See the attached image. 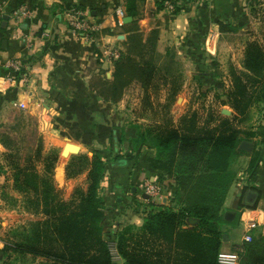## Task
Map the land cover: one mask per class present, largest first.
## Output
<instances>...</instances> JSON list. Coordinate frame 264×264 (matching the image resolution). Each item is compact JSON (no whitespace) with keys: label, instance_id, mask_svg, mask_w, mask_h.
<instances>
[{"label":"crops","instance_id":"0c3cea01","mask_svg":"<svg viewBox=\"0 0 264 264\" xmlns=\"http://www.w3.org/2000/svg\"><path fill=\"white\" fill-rule=\"evenodd\" d=\"M128 1L130 0H35L34 6L29 9V17L17 23L13 18L14 11L28 6H18V0H0V264L5 261L3 250L8 232L24 224L23 217H19L17 221L11 220L13 212L5 210L2 197L8 184L12 183L14 189L9 156L16 145L14 142L21 144L24 141V145H19L24 148L27 145L25 142L33 136L37 143L35 148L43 146L46 151H59L55 177L61 188L70 186L65 197V200H70L74 188H87L88 174L67 179V166L77 155L64 156L65 146L72 143L80 147L79 154H90L94 150V140L99 135L107 138L110 132L116 134L113 141L117 138L121 142L124 136L122 131L126 128L124 118L126 120L131 115L128 114L129 111L134 110V101L144 97L143 90L135 82L131 88L128 87L129 90L126 89L128 91L125 90L124 98L117 103L105 100L93 87L95 85L97 88L104 76L109 80L113 78L115 61L102 60L105 50L115 49L119 57L120 53L127 50L129 28H117L115 10L120 2L124 3L127 10ZM243 2L244 0H191L183 7L185 9L170 16L166 2L162 0H137V17L128 23L136 21L145 37L153 30L159 31L156 54L158 66L169 68L179 76L182 85L180 94L186 95L188 85L193 86L204 77L208 78L202 69L215 60L221 36L241 34L246 36L247 41L256 32V24H264L250 14L247 3L245 5ZM70 7L82 9L89 23L100 26L95 38L100 57L89 52L86 42L76 38L71 32L68 18ZM6 16L10 17L7 24L4 23ZM221 24L226 28L222 29ZM235 27L243 28L238 33H232ZM260 29L264 33V29ZM242 31L245 33H241ZM209 36H214L210 46ZM14 61L20 62L22 72L12 82L8 78L11 73L10 64ZM24 75L29 76V81L23 79ZM164 77V82L168 79L171 82V76ZM168 90L164 88L161 93ZM160 98L166 99V96L162 94ZM182 113L179 115L182 116ZM30 120L34 122V129H31ZM76 123L78 127L75 130H80V134L72 133V127ZM259 140L256 148L259 156L257 169L255 168L258 173L254 183L250 184L258 192L250 191L256 195L249 198L253 203L246 199L244 202L248 206L254 204L257 207H246L239 214L228 210L227 214L231 212L233 217L227 219L220 254L245 245L244 238L251 223L257 225L254 232H264V138ZM246 143L242 147L246 156L240 157L246 158V169L251 170L255 144ZM155 156L156 150L152 147L139 153L127 165L108 163L100 196L106 204L103 229L109 242L115 241L117 233L126 225H143L151 199L144 193L139 199V195H142L141 187L149 178H157L163 188L161 201L156 205L172 204L171 185L174 182L151 168L149 160ZM232 192L233 188L226 201L227 209H230ZM18 194L21 195L19 192ZM139 205L142 207H138ZM238 217L243 222L242 235L234 227V220ZM120 261L122 264L121 257Z\"/></svg>","mask_w":264,"mask_h":264},{"label":"trees","instance_id":"16d2710c","mask_svg":"<svg viewBox=\"0 0 264 264\" xmlns=\"http://www.w3.org/2000/svg\"><path fill=\"white\" fill-rule=\"evenodd\" d=\"M34 3L35 0H18V6L26 4L28 9ZM126 12L134 19L137 17V0L128 1ZM116 23L117 28H129L127 50L115 61L113 78H101L98 89L93 85L98 94L117 103L135 82L144 92V104L152 109L155 105L151 99L152 89L167 86L172 96L178 94L181 90L179 76L169 68L158 66L159 31L153 30L145 37L136 21L126 24L117 17ZM104 31L111 33L108 29ZM98 32L91 35L96 38ZM88 51L100 57L97 42L90 45ZM230 72L232 88L228 100L234 110L232 116L215 118L211 115L202 121L194 112L183 115L178 122L158 123L139 133L141 141L150 143L156 150V156L149 160L151 168L174 181L172 204L151 203L142 226L130 224L121 228L115 243L122 264H218L224 228L228 225L226 216L231 210L225 204L235 183L231 163L235 157L246 155L241 149L244 142L264 138V128L258 133L253 127H241L251 108L264 103V43L248 42L243 70L231 67ZM164 75L171 76V82L167 78L164 82ZM77 127V123L73 125L72 133ZM113 142L111 164L127 165L132 158L122 155L118 139ZM253 143L252 171L259 156L256 150L259 143ZM11 150L13 187L26 197L27 212L42 218L20 228L14 238L9 236L3 250L5 256L10 257L12 253L18 259L30 257L36 264H118L105 238L106 204L100 196L109 161L100 154L75 156L67 166V178L87 173L88 186L86 189L77 187L71 199L65 200L54 181L59 154L53 152L45 156L41 146L25 157L21 155V146L16 144ZM38 164H42L44 173L37 170ZM250 191L257 190L252 186L241 189L233 211L257 207L244 203L245 199L253 203L248 197L254 194ZM241 264H264L263 231L254 232L253 241L244 245Z\"/></svg>","mask_w":264,"mask_h":264},{"label":"rangeland","instance_id":"374dc122","mask_svg":"<svg viewBox=\"0 0 264 264\" xmlns=\"http://www.w3.org/2000/svg\"><path fill=\"white\" fill-rule=\"evenodd\" d=\"M190 1L191 0H186L187 2L186 4H189ZM174 3L178 6V8L175 9L174 12H169L170 16L177 15L181 10L185 9L180 6L178 0H174ZM243 3L245 5L247 3V9L250 11V14H252L256 19H259L260 22L264 23V0H244ZM242 28L243 27L240 28L235 27L232 33H238L240 30H242ZM255 28H256V32H254L252 36H249L247 41H246V36L243 37L241 34H234V36L232 35L221 36L219 41V53L217 54L216 58H214L215 60H212L213 62L212 63L210 62V65L208 67L202 69L203 73L208 75V78L207 76L204 77L200 82L195 83L193 86L188 85L187 86L188 91L186 92V95L180 94L182 92L181 91L182 85H181V90L175 96H172L171 91L169 90L165 93L164 92L161 93L162 89L164 88L169 89V87L164 86L161 90L152 89L151 91L153 96L152 101L155 104L154 109H152L148 105H145L143 99L141 98L135 100L133 103L134 110L132 112L129 111L128 114L131 115L129 117H126V120L125 118L123 120V123L126 126V128H124V130L122 131L124 135L123 139L121 140V142L120 141L118 142L122 155L135 159L137 155H139V153H141L142 151L150 150V148H152L150 147L151 144L147 142L143 143L139 138V133L144 132L148 128L153 127L158 123L164 124L169 120L178 122V120L183 115L192 114L194 112L200 115L202 121L209 119L211 115H214L215 118H219V116H227V117L232 116L234 114V110L232 109L228 100V93L232 88V76L230 69L231 67H235L238 70H243V60L245 56L246 45L248 42L259 41L260 43H264V33H262L260 29V28L264 29V24L260 26L256 24ZM241 33L244 34L245 32L242 31ZM130 88H128V90ZM162 94L166 96V99H163L164 96L162 99L160 98ZM227 111H230L231 113H227ZM181 112H183L182 116L179 115ZM29 123L31 129L32 127L34 129V122L30 120ZM263 124H264V103H257L251 108L247 121L245 120V122L241 125V127L242 128L253 127L255 132L261 133L262 131L261 129L264 128ZM74 133L80 134V130L79 131L75 130ZM115 135L116 134L112 132L109 133L107 138H105L104 136L101 137L99 135V138L96 141L94 140V146H93L94 150H92L93 152L84 155L93 157L95 154H100L111 164V162L113 161L112 143ZM254 141H257V143H259L260 140L258 138L257 140ZM14 143L17 145H24V141H21L20 142L21 144H18L16 142ZM25 144L27 145L24 148H21L22 149L21 155L23 157L34 153V149L37 143L35 141V138L32 136V138L26 141ZM243 145H241V149ZM41 150L43 155L45 153V156L50 155L53 152L57 154L59 152L58 150H54V149L50 151L48 150L46 151L43 146H41ZM69 154L80 155V154H73V152L71 151L69 152ZM241 156H246V155H241ZM240 158H241L240 156L235 157L233 159V164L231 163V170L235 176V183L231 187V189L233 188V192L231 193L229 200L230 201L229 207L232 212H233L232 208L234 202L241 194V189L247 185L250 186L251 183H254L253 180L254 175L256 177L258 173V170L252 171L246 169V158L244 157H242L241 159ZM37 170L40 173L45 172L42 164H38ZM55 174H56V169H55ZM67 179L70 180L69 178ZM54 181L56 186L60 189L62 196L65 198L66 194L68 193L67 190L70 189V186L61 188L60 187L61 185L58 184L56 177H54ZM158 184L160 185L159 180H158ZM75 189L76 188H74V190ZM237 189H239V191H237ZM141 191H142V195L141 194L139 195L140 196L139 199L142 198L144 193L142 187H141ZM2 197L5 201L4 204L5 210L8 211L9 213L13 212L12 213L13 217H11V220L17 221L19 217L20 219H22V217L24 219L23 221L24 224H21L17 228H13L12 230H10V232H8L7 234L8 237L5 240L9 241L10 240L9 236H12V238H14L15 237L14 234L17 231H19L20 228L22 230L23 227L29 226L32 222H35L42 218L41 215H36L34 213L27 212L25 208L26 197L24 195H19L18 192L12 189V183L6 186V191L2 193ZM129 205L130 203L128 204V206ZM138 207H142V205H139ZM234 221H235L234 224L236 225L234 226L235 230L242 235L244 232L243 222L240 220V217L236 218ZM9 255L10 257L5 256L4 264H36L35 261H33L32 258L30 257L27 259L26 258L18 259L15 258L16 255L12 253H9ZM116 262L120 264L121 261L118 260Z\"/></svg>","mask_w":264,"mask_h":264},{"label":"built area","instance_id":"2783aa9c","mask_svg":"<svg viewBox=\"0 0 264 264\" xmlns=\"http://www.w3.org/2000/svg\"><path fill=\"white\" fill-rule=\"evenodd\" d=\"M181 7L186 5V0H178ZM166 7L170 12H174L178 6L174 3V0H167ZM0 11H2V7L0 6ZM116 15L119 19L123 20L127 16L126 9L124 8V3L120 2L116 6ZM30 15V11L28 8H21L19 10L14 11L13 18L16 19L17 23L20 22L21 19L27 18ZM85 14L83 11L77 9H71L68 13L69 18V26L71 32L76 38L84 40L88 46L92 45L96 42L94 36L91 35L92 32H98L100 30V26L98 24H91L85 19ZM214 40V36H209V46L212 44ZM119 57V53L112 48H107L102 56V60H110L116 61ZM11 73L9 75V80L12 82L14 78L21 74L22 67L20 62L14 61L10 64ZM14 75V76H12ZM23 79L25 81H29V76L24 75ZM143 192L144 194L151 199L152 203L158 204L161 201V187L158 184L157 178H149L143 184ZM256 224L251 223L248 229V233L245 235L244 242L251 243L253 241L254 231L256 230ZM110 248L112 251V255L115 261L120 260V256L116 249L115 241H111ZM244 252V245H239L232 252L220 254L218 258V264H241V255Z\"/></svg>","mask_w":264,"mask_h":264},{"label":"water","instance_id":"95a60500","mask_svg":"<svg viewBox=\"0 0 264 264\" xmlns=\"http://www.w3.org/2000/svg\"><path fill=\"white\" fill-rule=\"evenodd\" d=\"M10 20V17L9 16H6L5 17V24H7V22ZM133 20V18L132 17H130V16H128V17H126L125 19H124V23H128V22H130V21H132ZM227 113H231L230 111H227ZM116 140V142H117V138L115 139ZM243 145V144H242ZM245 145H247V143H245L244 142V145L243 146H245ZM79 149H80V147L78 146V145H75V144H72V143H68L66 146H65V148H64V150H63V155L64 156H69L70 154H69V152L71 151V152H73V154H79L80 152H79ZM255 195L254 194H249L248 195V197H254ZM230 217H233V214L232 213H228L227 214V216H226V218L228 219V218H230Z\"/></svg>","mask_w":264,"mask_h":264}]
</instances>
